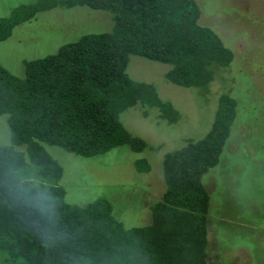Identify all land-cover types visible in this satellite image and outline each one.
<instances>
[{
	"label": "trees",
	"instance_id": "obj_1",
	"mask_svg": "<svg viewBox=\"0 0 264 264\" xmlns=\"http://www.w3.org/2000/svg\"><path fill=\"white\" fill-rule=\"evenodd\" d=\"M58 5L106 10L113 15V28L83 34L54 53L24 62L23 77L0 64V114H8L10 131V145L0 146L2 263L210 264L209 195L201 176L218 163L237 117L230 94L218 97L202 138L164 155V191L143 226L125 228L104 198L68 204L57 183L61 166L41 143L82 156L123 144L141 151L145 142L120 120L124 110L154 107L170 123L180 113L153 84L127 74L130 55L168 64V82L207 92L223 79L233 51L198 22L195 0H38L0 19V40L35 12ZM19 146H26L33 168ZM136 163L148 167L145 159Z\"/></svg>",
	"mask_w": 264,
	"mask_h": 264
},
{
	"label": "rangeland",
	"instance_id": "obj_2",
	"mask_svg": "<svg viewBox=\"0 0 264 264\" xmlns=\"http://www.w3.org/2000/svg\"><path fill=\"white\" fill-rule=\"evenodd\" d=\"M38 0H0V19ZM198 22L212 28L234 54L222 80L207 92L168 82L169 65L130 55L127 74L153 84L180 118L170 123L154 107L135 105L120 114L128 132L146 147L134 151L123 144L93 156L41 143L62 169L58 185L64 200L83 206L107 199L113 216L125 228L151 221L150 206L164 191L163 158L187 140H198L210 129L218 97L227 92L237 101L235 118L218 163L201 176L209 195L208 247L210 264H264V0H195ZM113 15L87 6H55L39 10L16 24L0 40V64L24 76V62L51 54L87 33L110 31ZM223 71V72H224ZM10 145L8 114H0V146ZM22 151L31 164L26 146ZM141 159L144 163H136ZM138 167H140L138 169ZM3 252H0V264Z\"/></svg>",
	"mask_w": 264,
	"mask_h": 264
}]
</instances>
